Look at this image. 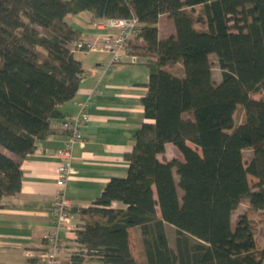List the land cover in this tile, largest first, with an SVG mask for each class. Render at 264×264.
<instances>
[{
	"label": "trees",
	"instance_id": "obj_1",
	"mask_svg": "<svg viewBox=\"0 0 264 264\" xmlns=\"http://www.w3.org/2000/svg\"><path fill=\"white\" fill-rule=\"evenodd\" d=\"M79 13L136 19L122 59L147 68V122L126 175L78 210L71 263L263 264L264 0H0V203L20 191L35 142L67 118L84 74L75 52L89 44L66 20ZM161 17L174 30L162 37ZM167 144L182 157H166Z\"/></svg>",
	"mask_w": 264,
	"mask_h": 264
},
{
	"label": "crops",
	"instance_id": "obj_2",
	"mask_svg": "<svg viewBox=\"0 0 264 264\" xmlns=\"http://www.w3.org/2000/svg\"><path fill=\"white\" fill-rule=\"evenodd\" d=\"M66 20L86 43L102 40L107 33L88 13L69 15ZM75 57L81 61L84 74L73 99L61 106L64 117H74L78 104L88 99L92 89L97 93L90 97L89 120L80 128L83 141L73 151L74 173L64 187L71 219L69 229L59 233L65 247L63 264H72L70 256L77 246L75 229L81 223L78 210L91 205L110 178L126 175L124 153L131 149L135 131L147 122L141 105L148 83L143 62L131 63L125 57L111 70H105L110 60L107 52L77 51ZM56 123L51 122L53 129ZM64 141L65 136L59 132L37 140L35 150L21 161L20 191L4 197L0 203V264H40L43 237L53 227L51 205L58 190L56 153ZM169 146L175 148L167 144L165 152ZM255 239L257 250H264V226L259 228ZM82 264L101 263L85 259Z\"/></svg>",
	"mask_w": 264,
	"mask_h": 264
},
{
	"label": "built area",
	"instance_id": "obj_3",
	"mask_svg": "<svg viewBox=\"0 0 264 264\" xmlns=\"http://www.w3.org/2000/svg\"><path fill=\"white\" fill-rule=\"evenodd\" d=\"M137 25L134 18L107 20L99 23L98 26L108 32L102 40L87 44L88 51L109 53L111 56L105 70H111L114 64L122 60L125 55L129 40L137 32ZM80 45L78 44L79 47ZM130 60L134 62L135 57L131 56ZM95 93L97 90L92 89L91 95ZM91 95L78 104V111L74 117L61 119L54 126L57 132L65 136V141L56 153L59 161L55 170L57 175L55 184L58 190L51 205L53 227L43 237L42 250L38 256L40 264H63L61 258L65 247L59 233L69 229L68 225L71 219V211L64 195V187L74 173L72 168L73 151L75 146L83 141L80 128L84 127L89 120L87 107ZM77 250L78 248L73 249V251Z\"/></svg>",
	"mask_w": 264,
	"mask_h": 264
},
{
	"label": "rangeland",
	"instance_id": "obj_4",
	"mask_svg": "<svg viewBox=\"0 0 264 264\" xmlns=\"http://www.w3.org/2000/svg\"><path fill=\"white\" fill-rule=\"evenodd\" d=\"M158 27H159V36H161V37L162 36H165V35H168V34H171V33L174 32L171 22L168 21L167 19H165L164 17H161V19L159 21V24H158ZM170 70H172L173 72H179L178 65L177 66H174ZM181 70H182V67H181ZM213 73H214V76L216 74H218L217 69H214L213 70ZM240 119H241V112H238L236 114V120H240ZM169 147L170 148H168L166 150V152H165L166 157H169V158L175 157V156L180 157V158L182 157V155L179 153V151L176 148H172L171 146H169ZM172 149H176V150H173L172 151ZM243 209H244V205H240L239 209L237 210V213L239 211H242ZM234 217H235V215H234ZM168 234L170 236V241L172 242V238H171L172 229L171 228L168 229ZM131 240H132L134 254L137 257L141 258V256H142V254H141V247H140V241H139L138 233L137 232H132L131 233Z\"/></svg>",
	"mask_w": 264,
	"mask_h": 264
}]
</instances>
